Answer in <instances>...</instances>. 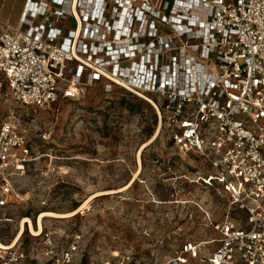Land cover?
Wrapping results in <instances>:
<instances>
[{
    "label": "built area",
    "instance_id": "2783aa9c",
    "mask_svg": "<svg viewBox=\"0 0 264 264\" xmlns=\"http://www.w3.org/2000/svg\"><path fill=\"white\" fill-rule=\"evenodd\" d=\"M21 22L0 18V76L15 102L48 110L94 84L120 86L247 216L214 225L208 256L188 242L170 264H264V0H26ZM30 160L27 137L0 123V208L21 198L9 178ZM42 236L47 264H75V245L54 253V234ZM0 264H26L20 239Z\"/></svg>",
    "mask_w": 264,
    "mask_h": 264
},
{
    "label": "rangeland",
    "instance_id": "374dc122",
    "mask_svg": "<svg viewBox=\"0 0 264 264\" xmlns=\"http://www.w3.org/2000/svg\"><path fill=\"white\" fill-rule=\"evenodd\" d=\"M6 120L27 137L31 160L9 178L21 198L0 208L4 245L15 242L25 218L38 228L40 214L54 213L42 231L54 234V253L75 245V264H170L188 242L212 253L221 238L216 224L247 226L218 184L203 183L209 167L178 153L159 132L154 108L120 86L103 81L36 111L15 102L4 82ZM20 243L26 264H47L43 236L26 226Z\"/></svg>",
    "mask_w": 264,
    "mask_h": 264
},
{
    "label": "crops",
    "instance_id": "0c3cea01",
    "mask_svg": "<svg viewBox=\"0 0 264 264\" xmlns=\"http://www.w3.org/2000/svg\"><path fill=\"white\" fill-rule=\"evenodd\" d=\"M26 0H4L0 11V18L10 25L27 28L29 22L22 24L21 18L23 15ZM65 25H69V21H64Z\"/></svg>",
    "mask_w": 264,
    "mask_h": 264
},
{
    "label": "bare ground",
    "instance_id": "6f19581e",
    "mask_svg": "<svg viewBox=\"0 0 264 264\" xmlns=\"http://www.w3.org/2000/svg\"><path fill=\"white\" fill-rule=\"evenodd\" d=\"M138 161H139V165L141 167V165H142V162H141V153L139 154ZM126 188H128V187H126ZM93 198H94V196L92 198H90L87 202H89ZM48 216H56V214H54V213H42V214H40V217H39L38 222H37L38 228H35V224L29 218H25L22 221V223H21V232H20L19 236L16 238L15 242H17L21 238V236H22V234H23L26 226L30 230L31 234H33L34 236H39L41 234V232H42V229H43L42 228V221H43V219L45 217H48ZM4 247H5V245L0 242V249H3Z\"/></svg>",
    "mask_w": 264,
    "mask_h": 264
},
{
    "label": "trees",
    "instance_id": "16d2710c",
    "mask_svg": "<svg viewBox=\"0 0 264 264\" xmlns=\"http://www.w3.org/2000/svg\"><path fill=\"white\" fill-rule=\"evenodd\" d=\"M135 184H136V182H133L131 187H133ZM34 224H36L35 220H34Z\"/></svg>",
    "mask_w": 264,
    "mask_h": 264
}]
</instances>
